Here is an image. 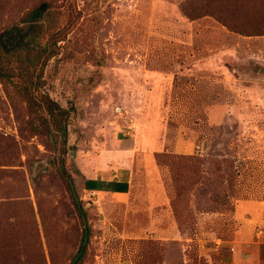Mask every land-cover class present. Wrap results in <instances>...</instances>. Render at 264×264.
Returning <instances> with one entry per match:
<instances>
[{
    "label": "rangeland",
    "instance_id": "374dc122",
    "mask_svg": "<svg viewBox=\"0 0 264 264\" xmlns=\"http://www.w3.org/2000/svg\"><path fill=\"white\" fill-rule=\"evenodd\" d=\"M41 1L0 0V30ZM48 1L44 40L72 25L42 91L70 112L82 264H264V34L229 30L200 0ZM118 149L131 193L85 192L81 163ZM56 159L15 80H0V246H22V263L71 264L80 244Z\"/></svg>",
    "mask_w": 264,
    "mask_h": 264
},
{
    "label": "trees",
    "instance_id": "16d2710c",
    "mask_svg": "<svg viewBox=\"0 0 264 264\" xmlns=\"http://www.w3.org/2000/svg\"><path fill=\"white\" fill-rule=\"evenodd\" d=\"M200 1L201 8L216 15L229 30L245 36L264 34V8H262L264 0ZM191 2L195 3L196 0H191ZM52 6L50 1L43 0L27 11L18 21L0 30V80H15L19 94L28 105L33 127L39 134L44 135L46 145L51 147V150L57 155L58 177L68 194L71 215L82 226L84 225L82 213L75 201L72 189V184L74 185L73 178L66 164V155L69 150L68 122L70 112L42 91L46 85L44 79L45 68L48 62L59 54L58 42L62 40V34L66 29L72 26L66 25L62 30L51 32L48 38L44 40L45 34L49 32L45 27V22L52 14ZM188 8L186 4L181 6L183 12L190 17L191 14ZM253 15L260 18V21L245 23L240 20L241 16ZM85 183L87 189L96 190L99 194L107 191L115 192V190L99 188L98 185L92 187L89 181ZM75 189L80 197V190ZM88 228L90 233L89 224ZM84 236L85 230L82 229L80 244L72 258V263L82 249ZM87 246L76 264L84 262ZM21 247L16 249L9 242L2 243L0 251L3 252L0 255L10 257L9 261H2L3 264H28L27 260L22 263L16 257L18 255L17 251L19 252Z\"/></svg>",
    "mask_w": 264,
    "mask_h": 264
},
{
    "label": "crops",
    "instance_id": "0c3cea01",
    "mask_svg": "<svg viewBox=\"0 0 264 264\" xmlns=\"http://www.w3.org/2000/svg\"><path fill=\"white\" fill-rule=\"evenodd\" d=\"M179 145L181 151H184L186 154H193L195 145L192 140L184 138ZM156 147L153 150L157 151ZM118 151L119 154H113V157L106 155L104 156L105 158H92L86 164L81 163L79 166L83 176L81 184L85 192L99 194L96 190L86 188L85 182L89 181L92 187L98 185L102 189L115 190V192L107 191L103 193L104 195L111 194L116 197H123L131 193L134 182V171L130 164L124 162L126 159L124 153L127 150L118 149ZM111 161H116L117 164L115 162L111 164Z\"/></svg>",
    "mask_w": 264,
    "mask_h": 264
},
{
    "label": "water",
    "instance_id": "95a60500",
    "mask_svg": "<svg viewBox=\"0 0 264 264\" xmlns=\"http://www.w3.org/2000/svg\"><path fill=\"white\" fill-rule=\"evenodd\" d=\"M72 189H73V194H74L75 201H76V203H77V205H78V207H79V209L81 210V213H82V218H83V223H84V230H85V236H84L82 249L80 250L79 254L77 255V257L75 258V260L72 263V264H76L78 262V260L80 259V257L82 256L85 247L87 246L88 239H89V228H88L87 217H86V215L83 212V208H82L80 199H79V197H78V195L76 193V190H75V187H74L73 184H72Z\"/></svg>",
    "mask_w": 264,
    "mask_h": 264
}]
</instances>
